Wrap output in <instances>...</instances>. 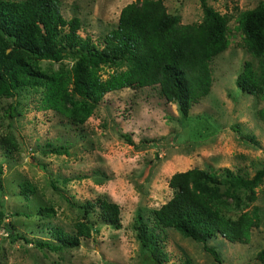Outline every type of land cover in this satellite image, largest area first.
<instances>
[{"label": "rangeland", "instance_id": "rangeland-1", "mask_svg": "<svg viewBox=\"0 0 264 264\" xmlns=\"http://www.w3.org/2000/svg\"><path fill=\"white\" fill-rule=\"evenodd\" d=\"M131 1L59 0L66 19H80L77 33L99 47L116 26L121 8ZM162 1L182 23L202 18L200 0ZM259 1L205 0L229 17V45L212 58L210 91L192 104L185 120L177 105L162 97L158 85L106 93L81 125L42 109L40 88H23L11 98H0V264H144L145 250L135 225H153L152 209L172 195L168 180L173 173L228 167L252 177L264 165V123L257 116L264 97L245 93L235 84L244 61L257 64L242 47L239 13ZM62 63L71 65L73 60L40 61L50 69ZM114 69L102 66V77ZM8 104L18 111L10 119L4 115ZM1 143L15 148L8 152ZM56 147L66 148L67 154L49 152ZM23 181L34 186L27 197L20 193ZM255 191L252 204L259 209L260 224L247 243L221 236L210 239L208 245L219 253L218 263L194 240L173 229H157L167 253L163 264L184 259L193 264H260L255 256L264 247V178ZM98 197L119 205V228L101 222L97 210L83 216L79 205ZM40 207H51L54 214H39ZM82 216L91 224V237L59 252L36 246L37 240L52 241L54 228L73 230ZM8 224L24 238L10 237Z\"/></svg>", "mask_w": 264, "mask_h": 264}, {"label": "trees", "instance_id": "trees-1", "mask_svg": "<svg viewBox=\"0 0 264 264\" xmlns=\"http://www.w3.org/2000/svg\"><path fill=\"white\" fill-rule=\"evenodd\" d=\"M200 6V21L182 23L162 0H133L121 8L116 26L99 47L77 33L80 19H66L59 0H0V98H11L23 88H40L42 109L54 110L81 125L106 93L158 85L162 97L175 103L185 120L192 104L210 91L212 58L229 45V17L205 0H200ZM238 27L243 49L257 64L244 61L235 84L245 93L264 97V0L239 13ZM65 58L73 63H62L56 69L40 65L42 60ZM102 66L115 69L103 78ZM17 113L15 104L4 110L8 119ZM257 116L264 123V107L257 110ZM120 136L131 142L127 133ZM3 146L8 152L15 148ZM49 152L67 154V149L56 147ZM263 178L264 165L252 177L228 167H194L173 173L168 180L172 195L152 209L153 225L141 221L135 225L145 250L142 263L163 264L167 259L157 230L165 228L201 244L219 263V253L208 241L217 236L231 242L249 241L251 230L260 224L259 209L252 203ZM19 188L25 197L34 192L28 181L21 182ZM79 207L84 217L97 210L101 222L116 228L121 224L119 205L106 197L87 200ZM38 213L52 216L54 210L40 207ZM83 216L73 223V230L54 228L52 241L37 240L36 246L54 252L77 246L81 238L91 237V224ZM8 234L24 238L11 224ZM255 258L264 264V247ZM179 264L193 262L184 259Z\"/></svg>", "mask_w": 264, "mask_h": 264}]
</instances>
